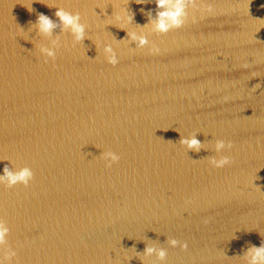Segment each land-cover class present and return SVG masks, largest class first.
Listing matches in <instances>:
<instances>
[{
    "label": "water",
    "instance_id": "obj_1",
    "mask_svg": "<svg viewBox=\"0 0 264 264\" xmlns=\"http://www.w3.org/2000/svg\"><path fill=\"white\" fill-rule=\"evenodd\" d=\"M211 2L159 33L143 27L155 0H0V171L33 172L0 185L15 264H153L146 243L167 249L155 264H245L264 240V0ZM56 7L80 13L81 41ZM38 13L56 22L47 60ZM191 134L198 151L179 143ZM216 139L231 146L217 153ZM221 154L228 164L209 165Z\"/></svg>",
    "mask_w": 264,
    "mask_h": 264
},
{
    "label": "clouds",
    "instance_id": "obj_2",
    "mask_svg": "<svg viewBox=\"0 0 264 264\" xmlns=\"http://www.w3.org/2000/svg\"><path fill=\"white\" fill-rule=\"evenodd\" d=\"M26 2L28 5L27 8L31 11L30 0H26ZM138 2H142V0H138ZM155 5L157 9L155 16L153 17L149 12L148 22L143 25V27L150 25L152 31L159 33H166L170 29L181 27L188 15V9L202 8L211 10L213 6L211 0H155ZM127 12L128 11H126V13ZM54 15L58 18L59 23L62 25V31L67 30V32L71 34L73 41H81L82 38L86 36V25L81 22L79 12L69 11L63 7H56ZM116 18L117 20L120 19L119 16ZM131 19V14L124 15L125 21H131ZM32 27L35 28L36 33L48 40L47 46L44 43H38L35 45L39 54L45 60L48 58H54L55 49L58 46V36H54L52 30L56 27V22L50 19L47 15L38 13L34 25H31L29 29ZM119 28L124 29L122 26ZM126 34V40L134 42L135 47L137 48H141L149 43L147 36L144 35L142 31H126ZM149 51L158 52L159 49L155 45H152L149 48ZM103 53L107 63L115 65L118 62L116 53L111 44L105 43L103 45ZM244 66L246 67V65ZM179 143L188 149L197 151L202 147L201 141L196 138L195 134L187 136L181 135ZM230 146L231 141L226 142L224 139H216L214 141V150L217 153H220L222 149H226ZM99 155L105 160L106 164H111L119 159L118 154L111 150L102 151ZM230 159L229 155L224 154L219 156H209L208 163L215 168H220L228 164ZM0 160H7V158L0 157ZM32 177L33 172L28 166L9 169V167L5 165L2 171H0V185H3L4 187H11L17 183L28 185ZM9 231L10 228L7 221L0 217V264H15L17 252L14 247L9 246ZM166 240L168 245L171 247L179 245L180 249L187 248V243L184 241H178L173 237H166ZM166 254L167 249L165 247L158 246L154 243H146L142 256L146 257L154 255L155 261H164ZM242 256L245 264H264V240L261 241L259 246L250 245ZM138 257L144 264L142 257L139 255ZM155 261H153V264H155Z\"/></svg>",
    "mask_w": 264,
    "mask_h": 264
}]
</instances>
